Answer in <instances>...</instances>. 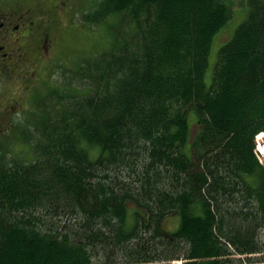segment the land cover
Returning a JSON list of instances; mask_svg holds the SVG:
<instances>
[{
  "label": "trees",
  "instance_id": "trees-1",
  "mask_svg": "<svg viewBox=\"0 0 264 264\" xmlns=\"http://www.w3.org/2000/svg\"><path fill=\"white\" fill-rule=\"evenodd\" d=\"M248 6L211 86L225 0L85 12L132 28L49 82L28 156L0 155V264H264V0Z\"/></svg>",
  "mask_w": 264,
  "mask_h": 264
},
{
  "label": "rangeland",
  "instance_id": "rangeland-1",
  "mask_svg": "<svg viewBox=\"0 0 264 264\" xmlns=\"http://www.w3.org/2000/svg\"><path fill=\"white\" fill-rule=\"evenodd\" d=\"M100 0H82L81 7L73 16L71 24L62 29L55 39V45L50 50L28 49L30 53L28 64L33 62L29 71L24 69L14 75V79H7L0 74V155L12 158L14 154L28 156L30 144L23 138L25 127L31 128L35 120L39 119L40 106L50 95L51 81L59 82L61 72L74 69L83 60L92 59L100 54L110 52L115 42L131 30V25L121 17H110L106 21L87 22L84 12L95 8ZM232 11L229 23L215 36L209 56V65L205 74L207 86L213 84L214 74L222 47L234 37L237 29L247 20L249 14L248 0H225ZM32 57V58H31ZM30 61V62H29ZM26 72L27 76H26ZM25 78L29 81L30 89L26 91ZM49 80V81H48ZM57 80V81H56ZM48 81L47 85L45 83ZM49 86V87H48ZM42 100L37 101L36 99ZM263 144V143H261ZM264 146V144H263ZM262 162L264 156L259 153ZM179 219L173 217L166 222L167 229H175Z\"/></svg>",
  "mask_w": 264,
  "mask_h": 264
},
{
  "label": "flooded vegetation",
  "instance_id": "flooded-vegetation-1",
  "mask_svg": "<svg viewBox=\"0 0 264 264\" xmlns=\"http://www.w3.org/2000/svg\"><path fill=\"white\" fill-rule=\"evenodd\" d=\"M81 4L82 0H0L1 76L15 80V74L29 71L33 62L28 64V49L53 48L55 39L71 24ZM28 81L25 78L27 92Z\"/></svg>",
  "mask_w": 264,
  "mask_h": 264
}]
</instances>
